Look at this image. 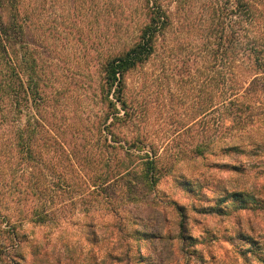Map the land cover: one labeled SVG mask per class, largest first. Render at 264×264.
<instances>
[{
  "label": "rangeland",
  "instance_id": "rangeland-1",
  "mask_svg": "<svg viewBox=\"0 0 264 264\" xmlns=\"http://www.w3.org/2000/svg\"><path fill=\"white\" fill-rule=\"evenodd\" d=\"M153 1L20 0L39 41L48 95L43 113L59 130L84 139L94 157L107 119L103 63L138 37ZM158 1L172 24L149 62L127 74L131 115L114 128L124 142L141 138L136 149L158 151L166 169L157 186L140 183L139 165L94 192L48 126L40 129L27 165L17 132L38 113L28 102L19 115L7 102L0 110V264H264V74L253 78L246 60L233 69L231 57L218 65L210 57L199 60L191 79L184 77V57L212 49L218 23L211 12L225 0ZM233 19H226L227 35L236 27ZM259 22L238 27L264 37ZM220 68L228 86L249 77L251 121L244 130L225 128L230 117L217 107ZM203 101L211 108L206 120L215 145L204 157L184 159V123L199 116ZM107 148L114 165L115 150ZM39 210L49 215L46 221H38Z\"/></svg>",
  "mask_w": 264,
  "mask_h": 264
},
{
  "label": "trees",
  "instance_id": "trees-1",
  "mask_svg": "<svg viewBox=\"0 0 264 264\" xmlns=\"http://www.w3.org/2000/svg\"><path fill=\"white\" fill-rule=\"evenodd\" d=\"M263 1L225 0L223 4L213 7L211 15L218 23V28L214 27L215 31L209 38L213 47L209 49L208 45L206 49L199 48V54L195 53L196 56L193 58L184 57V77L191 79L199 60L207 61L210 57L217 65L218 61L222 62L224 58L231 57L233 69L240 67L241 60H246L253 78L264 74V37L250 32V29L245 34L241 33V28L238 27L240 21L245 23L243 25L249 24L251 28L250 25L254 27L260 23L259 19L264 20ZM224 3L231 5L226 9ZM147 6L148 22L141 29L138 37L119 51L109 53L103 63L101 101L107 110V119L100 130L104 136V144H101L100 152L95 153L94 157L93 153L91 154L84 146L85 143L82 144L84 139H77L75 132L59 130L43 113V105L48 95L42 86L45 80L40 67L39 41L31 34L32 19L29 18L26 9L22 11L20 0H0V110H6L9 102L18 111L17 113L22 115L25 106L28 108V102H31L38 113L34 123L28 122L27 118L26 124L17 132L18 154L27 165L35 159L33 144L40 134V129L47 126L54 127L56 130H52L60 139L59 143L55 142V144L62 150L67 162L76 165L83 172L93 185L94 192L98 193L106 189L105 186L134 172L139 165L143 166L139 174L140 183L149 189H155L166 169L161 164L158 151L145 149V145H139L136 149L138 143L142 144L141 138L136 143L135 141L129 143L127 140L124 142L114 129L116 123L126 122L131 115L126 96L127 74L149 62L156 51L157 42L165 36L172 24L170 14L163 9L158 0L153 1V5L149 3ZM5 10H10V13L5 14ZM230 16H234L236 27L230 35H227L226 19ZM218 73L222 93L217 107L223 110L224 118L230 117V124L225 128L244 130L245 125L251 121L249 115L251 105L247 101L250 100L248 97L250 90L249 86H246L249 77L244 76L239 84L228 86L222 68ZM234 75L240 79L242 72ZM207 102L203 101L199 116L184 123V159L204 157L215 145L208 134L212 129L206 120V115L211 109ZM219 123L221 124L220 118ZM108 146L115 150L114 165L111 164ZM138 159L139 163L136 162ZM47 217H49L47 213L39 210L38 221L44 222ZM18 237L19 234L14 229L11 238L16 240ZM183 237L184 234H181V238Z\"/></svg>",
  "mask_w": 264,
  "mask_h": 264
}]
</instances>
